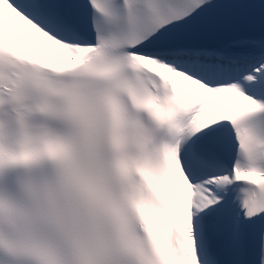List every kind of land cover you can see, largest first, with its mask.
I'll list each match as a JSON object with an SVG mask.
<instances>
[{"label": "snow or ice", "instance_id": "1", "mask_svg": "<svg viewBox=\"0 0 264 264\" xmlns=\"http://www.w3.org/2000/svg\"><path fill=\"white\" fill-rule=\"evenodd\" d=\"M0 264H264V0H0Z\"/></svg>", "mask_w": 264, "mask_h": 264}]
</instances>
